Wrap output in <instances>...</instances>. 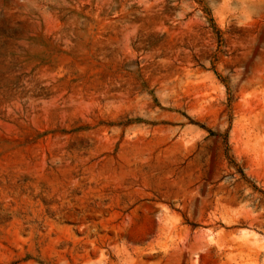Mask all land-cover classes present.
I'll return each mask as SVG.
<instances>
[{
  "label": "rangeland",
  "instance_id": "rangeland-1",
  "mask_svg": "<svg viewBox=\"0 0 264 264\" xmlns=\"http://www.w3.org/2000/svg\"><path fill=\"white\" fill-rule=\"evenodd\" d=\"M0 264H264V0H0Z\"/></svg>",
  "mask_w": 264,
  "mask_h": 264
}]
</instances>
